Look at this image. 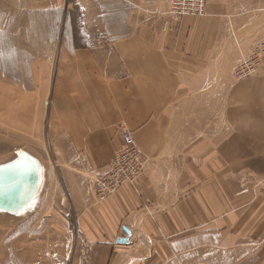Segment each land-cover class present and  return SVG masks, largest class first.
<instances>
[{
    "label": "crops",
    "instance_id": "obj_1",
    "mask_svg": "<svg viewBox=\"0 0 264 264\" xmlns=\"http://www.w3.org/2000/svg\"><path fill=\"white\" fill-rule=\"evenodd\" d=\"M73 4L81 28L61 32L52 77L47 59L32 87L0 94V167L37 174L0 227L51 196L70 210L80 264H264V53L231 78L264 37V0H207L177 21L168 0ZM120 126L147 168L99 202Z\"/></svg>",
    "mask_w": 264,
    "mask_h": 264
},
{
    "label": "rangeland",
    "instance_id": "obj_2",
    "mask_svg": "<svg viewBox=\"0 0 264 264\" xmlns=\"http://www.w3.org/2000/svg\"><path fill=\"white\" fill-rule=\"evenodd\" d=\"M73 3L0 0L1 95H10V88L18 90L22 83L32 87L37 68L47 59L46 78L52 77V57L61 32L81 28L82 10ZM44 144L47 154V137ZM22 213L13 224L0 227V264H80L85 247L75 245L77 234L67 206L59 212L53 197L35 196Z\"/></svg>",
    "mask_w": 264,
    "mask_h": 264
},
{
    "label": "built area",
    "instance_id": "obj_3",
    "mask_svg": "<svg viewBox=\"0 0 264 264\" xmlns=\"http://www.w3.org/2000/svg\"><path fill=\"white\" fill-rule=\"evenodd\" d=\"M207 0H168L167 13L177 21L184 16H204ZM264 53V37L254 41L249 53L232 69L231 78L240 80L254 75L260 68ZM121 145L112 160L92 183L97 201H104L109 195L134 180L146 171L148 159L136 144L133 133L120 126ZM258 190L264 194V178L257 181Z\"/></svg>",
    "mask_w": 264,
    "mask_h": 264
},
{
    "label": "water",
    "instance_id": "obj_4",
    "mask_svg": "<svg viewBox=\"0 0 264 264\" xmlns=\"http://www.w3.org/2000/svg\"><path fill=\"white\" fill-rule=\"evenodd\" d=\"M36 176V173H25L19 167H0V207L8 210L16 209L19 205L17 198L24 183L27 180H35ZM126 233V237L118 238L116 242L121 244L127 243L130 234L127 229Z\"/></svg>",
    "mask_w": 264,
    "mask_h": 264
}]
</instances>
